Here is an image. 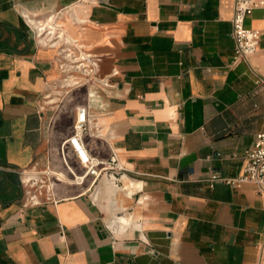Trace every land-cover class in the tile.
<instances>
[{"label":"crops","instance_id":"obj_1","mask_svg":"<svg viewBox=\"0 0 264 264\" xmlns=\"http://www.w3.org/2000/svg\"><path fill=\"white\" fill-rule=\"evenodd\" d=\"M234 2L0 0V264H259L264 193L208 181L239 177L264 132V8L245 21L260 50L241 60ZM73 52L109 86L62 96ZM82 105L89 152L124 171L116 184L58 183L57 204L24 207L20 172L70 177L61 148ZM67 160L83 172L70 147Z\"/></svg>","mask_w":264,"mask_h":264},{"label":"built area","instance_id":"obj_2","mask_svg":"<svg viewBox=\"0 0 264 264\" xmlns=\"http://www.w3.org/2000/svg\"><path fill=\"white\" fill-rule=\"evenodd\" d=\"M257 8H264V0H235L234 2L232 37L236 45L237 59L248 61L252 55L260 50L261 33L257 30L245 27L247 17ZM37 34L42 41L45 40V44L51 40V36L48 37L51 34L50 31L46 30L45 32H42L37 29ZM68 56V64L78 65L71 66L65 63L62 66V70L67 73L65 67L74 69L67 71L68 73L77 71L82 75L84 81L82 84L76 82L74 85L81 86L85 83L95 85L100 83L105 87L109 86L108 80H98L94 77L95 67L90 64L88 58L82 56L72 57L71 53L66 55V57ZM71 57L73 60H70ZM65 80L66 82H72L70 79ZM256 84L258 87L264 89V75L257 76ZM89 124V107L87 105H82L77 109V120L74 126V134L62 144L61 148L62 157L68 168L70 177H67L65 174H63L64 177H62L57 172L50 170V166H48L43 172H20L25 196L24 207L39 206L43 203L57 204L59 202L56 190L58 183L73 182L83 185L88 178H93L92 185H94L96 181L103 176H107L113 184L117 183V176L124 171V168L120 165L116 155H113L107 160H100L89 152L84 142V136L90 130ZM69 147L79 160V163L83 168L82 173L77 172L68 163L67 148ZM243 159V172L239 177L223 179L215 173L208 179L210 186L214 187L218 182H223L233 187L241 186L245 183H251L258 188L260 193H264V132L256 136L252 148L246 152ZM259 264H264V255L261 257Z\"/></svg>","mask_w":264,"mask_h":264},{"label":"rangeland","instance_id":"obj_3","mask_svg":"<svg viewBox=\"0 0 264 264\" xmlns=\"http://www.w3.org/2000/svg\"><path fill=\"white\" fill-rule=\"evenodd\" d=\"M71 54H72V57H77V54H75V52H73ZM72 57L70 60H73ZM65 63H67V62H65ZM68 65L76 66L78 64H68ZM65 70L67 73H65L63 79H70L72 82H65L64 83L65 87L59 89L58 91L62 92V96L67 97L68 95H66V92L69 91L70 89H72L73 87L78 86V85H74V83L79 82L82 84L84 81L82 79L83 78L82 75L80 73H78L77 71H72V73H68V71H67V70H74V69H70L68 67L67 68L65 67ZM72 77L74 79H71ZM83 93L84 92L82 90L76 91V94L73 97L70 96L71 97L70 100H73V101H71V103H68L66 100H64L63 105H61V107L59 109L62 112L61 126L59 128V132H61V130H66V128L70 126L69 112H70L73 105H78V103H80L82 101ZM62 96L60 97V99L63 98Z\"/></svg>","mask_w":264,"mask_h":264},{"label":"bare ground","instance_id":"obj_4","mask_svg":"<svg viewBox=\"0 0 264 264\" xmlns=\"http://www.w3.org/2000/svg\"><path fill=\"white\" fill-rule=\"evenodd\" d=\"M29 21H30V23L31 24H33L34 26H37V23H36V21L34 20V19H30L29 18ZM46 26V25H45ZM45 26H41V27H39V30H41V31H46V27Z\"/></svg>","mask_w":264,"mask_h":264}]
</instances>
